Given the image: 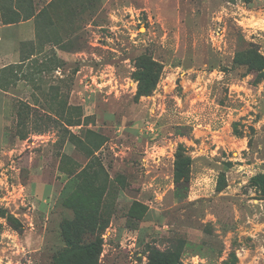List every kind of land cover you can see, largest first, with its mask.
Listing matches in <instances>:
<instances>
[{
    "label": "rangeland",
    "instance_id": "rangeland-1",
    "mask_svg": "<svg viewBox=\"0 0 264 264\" xmlns=\"http://www.w3.org/2000/svg\"><path fill=\"white\" fill-rule=\"evenodd\" d=\"M0 36V264H264V0H0Z\"/></svg>",
    "mask_w": 264,
    "mask_h": 264
},
{
    "label": "trees",
    "instance_id": "trees-1",
    "mask_svg": "<svg viewBox=\"0 0 264 264\" xmlns=\"http://www.w3.org/2000/svg\"><path fill=\"white\" fill-rule=\"evenodd\" d=\"M262 58V57H261ZM150 67L144 68L143 71H141L138 74V91L141 94H147L149 93L153 87L156 84L157 81V74L156 70L154 69V64H148ZM190 160V159H188ZM186 160L183 156L177 155L176 161L174 163V171H175V178L181 179V178H187L188 172H189V161ZM258 182L264 183V175H261L260 177H257ZM264 189V186H263ZM12 224L13 221L9 220ZM68 251L62 255L61 259L57 261L56 264H70L69 261L71 259V255H78L80 258H85L86 260H89L90 257L93 255H97L100 252V242H88L86 244H71ZM177 259V255L173 253H165L161 251H154V254L151 258V264H174V259ZM77 264V263H75Z\"/></svg>",
    "mask_w": 264,
    "mask_h": 264
},
{
    "label": "crops",
    "instance_id": "crops-1",
    "mask_svg": "<svg viewBox=\"0 0 264 264\" xmlns=\"http://www.w3.org/2000/svg\"><path fill=\"white\" fill-rule=\"evenodd\" d=\"M30 20H26L23 22H19L18 26L15 27L16 23H8L5 24L3 26H5L6 28H9V31H13L14 33H16L15 36L19 37V38H27L30 39L34 36V28L32 26L31 23H29ZM10 33V32H9ZM4 36H0V40L1 38Z\"/></svg>",
    "mask_w": 264,
    "mask_h": 264
}]
</instances>
